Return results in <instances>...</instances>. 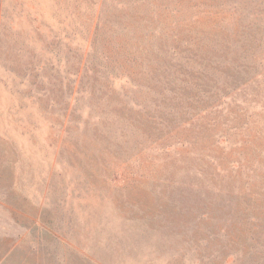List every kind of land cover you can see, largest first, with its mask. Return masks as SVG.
Returning <instances> with one entry per match:
<instances>
[{
  "label": "rangeland",
  "instance_id": "obj_1",
  "mask_svg": "<svg viewBox=\"0 0 264 264\" xmlns=\"http://www.w3.org/2000/svg\"><path fill=\"white\" fill-rule=\"evenodd\" d=\"M0 264H264V0H0Z\"/></svg>",
  "mask_w": 264,
  "mask_h": 264
}]
</instances>
